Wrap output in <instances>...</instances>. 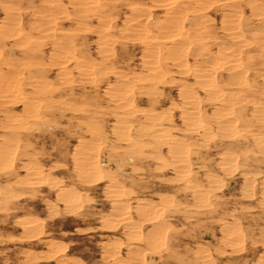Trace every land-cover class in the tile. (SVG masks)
<instances>
[{"label":"rangeland","instance_id":"obj_1","mask_svg":"<svg viewBox=\"0 0 264 264\" xmlns=\"http://www.w3.org/2000/svg\"><path fill=\"white\" fill-rule=\"evenodd\" d=\"M0 72V264H264V0H0Z\"/></svg>","mask_w":264,"mask_h":264},{"label":"bare ground","instance_id":"obj_2","mask_svg":"<svg viewBox=\"0 0 264 264\" xmlns=\"http://www.w3.org/2000/svg\"><path fill=\"white\" fill-rule=\"evenodd\" d=\"M74 3H75V2H74ZM94 3H95V2H94ZM160 7H161V6H160ZM38 13H39V12H38ZM38 15H39V14H38ZM40 15L42 16L41 13H40ZM47 16H48V15H47ZM41 19H42V18H41ZM171 19H172V18H171ZM173 19H174V18H173ZM173 19H172V20H173ZM260 19H261V18H260ZM43 20H44V19H43ZM45 20H46V19H45ZM46 21H47V20H46ZM46 21H45V22H46ZM40 22H41V21H40ZM172 22H173V21H172ZM174 22H175V21H174ZM170 23H171V22H170ZM175 25H177V21L175 22ZM176 27H177V26H176ZM7 28H8V27H7ZM177 28H178V27H177ZM10 29H11V28H10ZM12 29H13V28H12ZM48 29H49V28H48ZM175 29H176V28H175ZM50 30H51V28H50ZM177 30H178V31L175 30L174 32H172V34H169V35H171V36H170V37H171V38H170L171 41H179V39L182 38V37L180 36L181 33L179 32V29H177ZM8 31H9V30H8ZM47 31H48V30H47ZM18 32H19V30H18ZM15 35H16V34H15ZM143 37H144V36H143ZM237 38H238V37H237ZM183 39H184V38H183ZM146 40H147V38H146ZM181 40H182V39H181ZM144 41H145V40H144ZM20 43H21V42H20ZM147 44H148V43H147ZM59 47H60V46H59ZM154 47H155V46H154ZM226 50H227V49H226ZM229 52H230V50L227 51V52H225V53L227 54V56H231V55H232V54L229 53ZM223 56L225 57V54H224ZM179 57H180V56H179ZM233 57H234V56H233ZM227 58H228V57H227ZM235 64H236V63H235ZM230 66H231V65H230ZM80 68H81V67H80ZM227 69H228V68H227ZM230 70H231V69H230ZM233 72H234V70H233ZM2 75H4V74H2ZM2 75H1V72H0V85H1L2 88H3L5 82H3V80H2L3 78H1ZM5 77H6V76H5ZM15 77H16V76H15ZM12 79H13V78H12ZM8 80H10V79H8ZM4 81H5V80H4ZM6 81H7V80H6ZM8 85H9V84H8ZM12 85H13V84H12ZM12 85H11V86H12ZM6 86H7V85H6ZM6 86H5V87H6ZM11 86L9 85L8 87H11ZM5 87H4V89H5ZM11 88H12V87H11ZM14 88H15V86H14ZM6 89H7V88H6ZM12 90H13V89H11V91H12ZM15 90H16V89H15ZM15 90H14V91H15ZM4 91H5V90H4ZM7 91H8V90H7ZM7 91H6V92H7ZM6 92H5V93H6ZM15 92H17V91H15ZM8 93H10V92H8ZM1 94H2V93H1ZM6 94H7V93H6ZM13 94H14V93H13ZM117 94H118V93H117ZM11 95H12V93H11ZM11 95H10V96H11ZM122 95H124V94H122ZM1 98H2V97H1ZM6 100H7V99H6ZM184 102H186V105L191 106V103H192V102L190 101V99L185 98V101H184ZM188 118H189V117H188ZM152 119H153V117H152ZM155 119H157V118H155ZM189 119H190V118H189ZM189 119H188V120H189ZM193 121H194V120H193ZM189 124L192 125V124H194V123L189 122ZM195 125H196V124H195ZM195 125H194V126H195ZM191 127H192V126H191ZM156 128H157V127H156ZM156 128H155V129H156ZM153 129H154V128H153ZM122 134H123V133H122ZM134 233H136V232H134Z\"/></svg>","mask_w":264,"mask_h":264}]
</instances>
